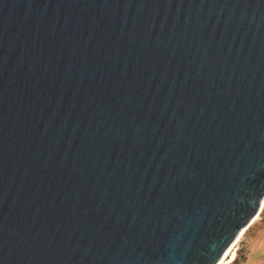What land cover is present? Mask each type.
Segmentation results:
<instances>
[{
	"label": "water",
	"instance_id": "water-1",
	"mask_svg": "<svg viewBox=\"0 0 264 264\" xmlns=\"http://www.w3.org/2000/svg\"><path fill=\"white\" fill-rule=\"evenodd\" d=\"M264 202V0H0V264H219Z\"/></svg>",
	"mask_w": 264,
	"mask_h": 264
},
{
	"label": "rangeland",
	"instance_id": "rangeland-1",
	"mask_svg": "<svg viewBox=\"0 0 264 264\" xmlns=\"http://www.w3.org/2000/svg\"><path fill=\"white\" fill-rule=\"evenodd\" d=\"M236 248L234 261L229 264H264V207Z\"/></svg>",
	"mask_w": 264,
	"mask_h": 264
},
{
	"label": "bare ground",
	"instance_id": "bare-ground-1",
	"mask_svg": "<svg viewBox=\"0 0 264 264\" xmlns=\"http://www.w3.org/2000/svg\"><path fill=\"white\" fill-rule=\"evenodd\" d=\"M263 207H264V202L262 204L260 212L262 211ZM257 216L250 222V224L248 226H246L245 228L242 229V231L240 232V234L237 237V239L231 244V246L225 252V254H224V256H223V258H222V260L220 261L219 264H224V263L229 264V263H232L234 261L233 259L235 258V255H236V250H237L236 246H237V244L241 240L242 236L245 234L246 230L249 229V227L252 224V222L257 218Z\"/></svg>",
	"mask_w": 264,
	"mask_h": 264
}]
</instances>
